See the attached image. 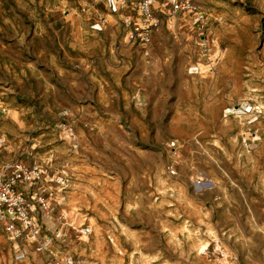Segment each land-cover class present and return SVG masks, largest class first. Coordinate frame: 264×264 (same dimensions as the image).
Returning <instances> with one entry per match:
<instances>
[{
  "label": "rangeland",
  "instance_id": "374dc122",
  "mask_svg": "<svg viewBox=\"0 0 264 264\" xmlns=\"http://www.w3.org/2000/svg\"><path fill=\"white\" fill-rule=\"evenodd\" d=\"M102 4L0 0L4 159L54 177L46 249L1 236L0 264H264V0H203V34L179 16L147 47Z\"/></svg>",
  "mask_w": 264,
  "mask_h": 264
},
{
  "label": "built area",
  "instance_id": "2783aa9c",
  "mask_svg": "<svg viewBox=\"0 0 264 264\" xmlns=\"http://www.w3.org/2000/svg\"><path fill=\"white\" fill-rule=\"evenodd\" d=\"M203 0H103L106 10L120 18L126 27V39L130 44L147 47L162 30L165 23L179 16H192L197 28L206 30L207 14ZM97 19L94 28L102 30L105 17L94 11ZM247 109L246 112H251ZM9 108L0 105V123ZM9 137L0 131V233L12 243L15 257H25L21 245H37L46 249L42 241V225L37 211H48L52 206L50 183L54 182L52 169H43L38 162H31L28 154L22 152L14 160L4 159L9 153ZM31 156V154H30ZM89 235V227L81 231Z\"/></svg>",
  "mask_w": 264,
  "mask_h": 264
},
{
  "label": "bare ground",
  "instance_id": "6f19581e",
  "mask_svg": "<svg viewBox=\"0 0 264 264\" xmlns=\"http://www.w3.org/2000/svg\"><path fill=\"white\" fill-rule=\"evenodd\" d=\"M243 107V106H242ZM242 109V108H241ZM204 246V245H203ZM207 250V245L205 246V247H202L201 248V251L203 252V253H205V251Z\"/></svg>",
  "mask_w": 264,
  "mask_h": 264
},
{
  "label": "crops",
  "instance_id": "0c3cea01",
  "mask_svg": "<svg viewBox=\"0 0 264 264\" xmlns=\"http://www.w3.org/2000/svg\"><path fill=\"white\" fill-rule=\"evenodd\" d=\"M1 236H3V235L0 233V238H2Z\"/></svg>",
  "mask_w": 264,
  "mask_h": 264
}]
</instances>
